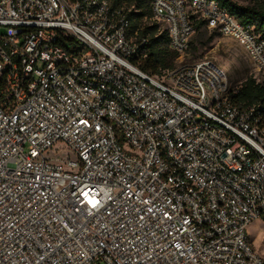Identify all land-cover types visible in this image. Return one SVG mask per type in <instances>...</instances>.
Returning a JSON list of instances; mask_svg holds the SVG:
<instances>
[{"label":"built area","instance_id":"built-area-1","mask_svg":"<svg viewBox=\"0 0 264 264\" xmlns=\"http://www.w3.org/2000/svg\"><path fill=\"white\" fill-rule=\"evenodd\" d=\"M152 11L180 56L201 20L264 77L218 0ZM131 29L108 0H0V264H264V117L209 60L144 73Z\"/></svg>","mask_w":264,"mask_h":264},{"label":"trees","instance_id":"trees-1","mask_svg":"<svg viewBox=\"0 0 264 264\" xmlns=\"http://www.w3.org/2000/svg\"><path fill=\"white\" fill-rule=\"evenodd\" d=\"M114 9L122 11L131 21V32L137 33L136 40L147 38L149 44L143 47L139 56L132 58V62L140 70L150 76H161L164 71L173 69L174 60L180 56L169 48V35L158 23H151L154 18L152 11V0H108ZM221 6L226 7L229 12L246 27L253 28L257 35L264 38V0H255L252 6L242 7L230 0H218ZM196 33H201L205 23L196 20ZM217 32V31H216ZM69 47L77 41L73 37L66 38ZM195 42L191 39L189 51ZM146 54V56H144ZM238 88V93L231 94L233 100L241 106H254L257 112L264 117V83L249 77Z\"/></svg>","mask_w":264,"mask_h":264},{"label":"rangeland","instance_id":"rangeland-1","mask_svg":"<svg viewBox=\"0 0 264 264\" xmlns=\"http://www.w3.org/2000/svg\"><path fill=\"white\" fill-rule=\"evenodd\" d=\"M242 6H252L255 0H230ZM158 23L164 29V25L153 19L151 23ZM195 48L174 60V66L180 64H192L204 60L213 62L223 70L231 82V88H237L249 77L255 78L258 82L264 83V77L252 63L243 48L233 38L221 35L216 31L203 28L201 33H195L192 37ZM50 156L62 160H77V155L66 145L59 142L50 151ZM248 234L256 252L264 258V219L254 221L248 226Z\"/></svg>","mask_w":264,"mask_h":264}]
</instances>
